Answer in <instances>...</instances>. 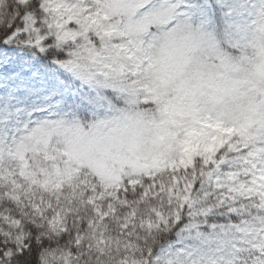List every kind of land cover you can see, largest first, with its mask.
<instances>
[{
  "label": "snow or ice",
  "instance_id": "6c2138e0",
  "mask_svg": "<svg viewBox=\"0 0 264 264\" xmlns=\"http://www.w3.org/2000/svg\"><path fill=\"white\" fill-rule=\"evenodd\" d=\"M0 264H264V0H0Z\"/></svg>",
  "mask_w": 264,
  "mask_h": 264
}]
</instances>
